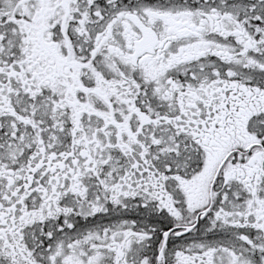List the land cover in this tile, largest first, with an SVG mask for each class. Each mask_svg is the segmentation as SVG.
Returning <instances> with one entry per match:
<instances>
[{"label": "snow or ice", "instance_id": "1", "mask_svg": "<svg viewBox=\"0 0 264 264\" xmlns=\"http://www.w3.org/2000/svg\"><path fill=\"white\" fill-rule=\"evenodd\" d=\"M0 264H264V0H0Z\"/></svg>", "mask_w": 264, "mask_h": 264}]
</instances>
